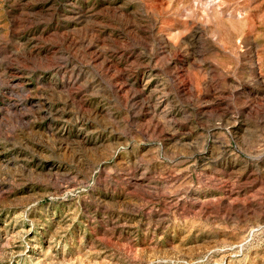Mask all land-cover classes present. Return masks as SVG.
<instances>
[{"label":"rangeland","instance_id":"obj_1","mask_svg":"<svg viewBox=\"0 0 264 264\" xmlns=\"http://www.w3.org/2000/svg\"><path fill=\"white\" fill-rule=\"evenodd\" d=\"M243 7L0 0V264H264V0Z\"/></svg>","mask_w":264,"mask_h":264},{"label":"bare ground","instance_id":"obj_2","mask_svg":"<svg viewBox=\"0 0 264 264\" xmlns=\"http://www.w3.org/2000/svg\"><path fill=\"white\" fill-rule=\"evenodd\" d=\"M224 3L225 0H196V7L201 8L204 11L203 17L208 21L212 20L218 22L221 19L227 18L229 22L232 23L234 27H236V20L243 18L242 13L245 10V7L242 9H237L234 12L227 13L224 8ZM195 10L191 9L189 15L194 16Z\"/></svg>","mask_w":264,"mask_h":264}]
</instances>
